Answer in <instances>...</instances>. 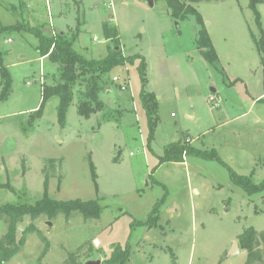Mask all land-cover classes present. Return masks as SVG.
I'll return each mask as SVG.
<instances>
[{
    "label": "rangeland",
    "instance_id": "1",
    "mask_svg": "<svg viewBox=\"0 0 264 264\" xmlns=\"http://www.w3.org/2000/svg\"><path fill=\"white\" fill-rule=\"evenodd\" d=\"M257 1L261 27L250 0H200L197 14L182 20L165 0L153 7L147 0H0V93L9 83L0 100V206L34 205L47 194L102 209L98 220L25 217L17 238L33 225L48 239L42 264H62L83 245L93 253L82 264H103L117 245L130 248L129 264L246 263L240 236L264 231V191L246 194L233 174L264 180V0ZM104 24L119 41L106 40ZM44 30L66 34L87 60L104 59L110 48L128 61L104 76L101 112L78 113L84 84L74 88L64 124L58 97L42 105L44 86L60 81L59 65L37 51ZM203 32L215 61L199 44ZM143 93L155 102L152 122ZM187 143L216 156L161 163L169 146ZM7 231L0 222V237ZM235 242L240 252L230 255ZM44 248L31 234L6 264H39Z\"/></svg>",
    "mask_w": 264,
    "mask_h": 264
},
{
    "label": "trees",
    "instance_id": "2",
    "mask_svg": "<svg viewBox=\"0 0 264 264\" xmlns=\"http://www.w3.org/2000/svg\"><path fill=\"white\" fill-rule=\"evenodd\" d=\"M171 15L175 19H185L188 14H197L193 4L199 3L200 0H165ZM261 1L250 0V8L256 15V21L261 27V17L256 9L257 4ZM103 34L106 40L119 39V34L116 30H111L108 24L103 26ZM55 36H47L43 32L39 36L42 37L37 51L41 58H48L51 62L56 63L60 67V81L55 85L44 86L43 89V102L42 105L50 100L52 97H58L60 104L58 107L59 121L61 124L65 123V117L68 108L74 100V88L79 84H84L85 91L81 94L78 103V113L86 118L92 114L101 112L103 110L102 101L99 98L101 90L104 88V76L117 65H123L127 60L118 55L115 49L109 48V54L102 60H87L83 56L75 52L71 47V38L66 34L56 33ZM202 38L199 44L204 41L208 51L205 52L206 58L209 60H216L214 49L206 36L205 32L201 34ZM119 41V40H118ZM139 57V56H138ZM141 57V56H140ZM142 58V57H141ZM132 58L129 59V61ZM141 73L144 75L143 70ZM9 91V83L7 80L6 87L0 93V100L4 99ZM143 107L147 111V115L152 122L156 117L155 102L152 97L143 93L141 95ZM150 99V101H149ZM153 103V104H152ZM35 113L37 119L42 116V108L38 109ZM34 121L35 119L32 118ZM32 124V121H30ZM184 155L196 156H216L207 154L197 148L185 145L173 144L167 148L164 156L160 159L161 163L184 162ZM54 161L50 160L49 163L53 164ZM54 167V166H53ZM93 177L96 179V173L92 166ZM233 179L246 194L260 193L264 191V180L257 184L250 177H243L233 174ZM49 181V175L46 174L45 183ZM73 213H80L86 220H98L101 217L102 209L97 201L84 202L81 200L72 201H57L45 196L35 203L34 205L28 204H5L0 206V222H4L7 226V233L0 237V264L10 262L26 245L27 239L31 234L36 233L41 241L44 243L45 248L38 259L39 264L48 254L50 243L46 237L42 235L33 225L28 226L23 231L20 239L17 238V226L23 222L27 216L36 219L41 216H48L49 219L55 220L60 215L69 217ZM154 220L156 218L154 217ZM154 220L152 223H154ZM154 225V224H153ZM152 225V226H153ZM264 244V231L258 232L255 229H249L240 236L241 248L247 251V261L245 264H260L263 262V252L260 247ZM85 245L79 248L75 253H69L62 264H82L83 258H88L93 253V246L86 250ZM130 248H122L120 245L115 246L111 257L103 264H129L130 263Z\"/></svg>",
    "mask_w": 264,
    "mask_h": 264
},
{
    "label": "water",
    "instance_id": "3",
    "mask_svg": "<svg viewBox=\"0 0 264 264\" xmlns=\"http://www.w3.org/2000/svg\"><path fill=\"white\" fill-rule=\"evenodd\" d=\"M148 4L150 7H153L154 6V0H147ZM177 25V28H179V25ZM61 34H63L62 32H60ZM44 34H46L47 36H52L53 35V31L49 30V33H46L44 31ZM49 226H52V223L51 222H48L47 223ZM240 252V248L238 246V243L235 242L234 243V247H233V250L230 252V255H235L236 253H239ZM87 264H101L100 261H90L88 262Z\"/></svg>",
    "mask_w": 264,
    "mask_h": 264
},
{
    "label": "built area",
    "instance_id": "4",
    "mask_svg": "<svg viewBox=\"0 0 264 264\" xmlns=\"http://www.w3.org/2000/svg\"><path fill=\"white\" fill-rule=\"evenodd\" d=\"M119 81V78L118 77H115L113 79V82L117 83ZM122 90H127V87L126 86H121ZM210 102H212V104L214 105V107L218 108L220 105L218 102L215 101V99L213 97H210L209 98ZM94 245L95 246H99L100 245V241L98 239L94 240L93 241Z\"/></svg>",
    "mask_w": 264,
    "mask_h": 264
},
{
    "label": "crops",
    "instance_id": "5",
    "mask_svg": "<svg viewBox=\"0 0 264 264\" xmlns=\"http://www.w3.org/2000/svg\"><path fill=\"white\" fill-rule=\"evenodd\" d=\"M45 31V30H44Z\"/></svg>",
    "mask_w": 264,
    "mask_h": 264
}]
</instances>
